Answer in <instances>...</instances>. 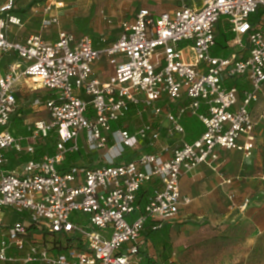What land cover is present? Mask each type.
I'll return each instance as SVG.
<instances>
[{"label":"built area","instance_id":"2783aa9c","mask_svg":"<svg viewBox=\"0 0 264 264\" xmlns=\"http://www.w3.org/2000/svg\"><path fill=\"white\" fill-rule=\"evenodd\" d=\"M166 1L176 7L159 15L140 9L133 21L122 23L115 44L103 50L94 47L91 37L77 38L67 31H61L55 43L40 35L25 43L11 41L8 26L21 25L15 0L0 7V52H14L19 58L7 74H0V210L27 214L29 221L8 227L0 241L1 262L134 264L146 226L160 230L189 202L181 194L183 175L218 161L221 149L241 151L246 158L253 155L257 121L252 106L264 88V0ZM222 17L236 35L230 42L236 53L228 57L212 54ZM183 42L189 44L181 47ZM105 55L114 75L101 82L93 75V65ZM23 76L53 97L45 103L49 119L28 127L29 136L16 137L10 128L18 109L16 84ZM231 81L245 87L228 86ZM184 95L189 102L176 112L160 105L164 99L178 102ZM132 109L139 116L149 111L155 118L165 116L168 134H184L182 120L188 116L199 118L205 132L173 150L168 159L147 152L117 164L127 149L141 143L154 146L162 135L149 120L133 133L114 131L113 123L129 117ZM261 117L264 120V112ZM52 132L57 133L54 154L32 159L17 170L5 169L11 153L35 155L39 142ZM83 148L104 152L107 165L72 167L63 173L60 166L67 155ZM155 180L160 186L137 213L139 192ZM32 227L66 239L68 251L55 255L47 244L30 242L23 259L8 257L12 246L23 248Z\"/></svg>","mask_w":264,"mask_h":264},{"label":"crops","instance_id":"0c3cea01","mask_svg":"<svg viewBox=\"0 0 264 264\" xmlns=\"http://www.w3.org/2000/svg\"><path fill=\"white\" fill-rule=\"evenodd\" d=\"M166 1V0H164ZM7 0H0V5L6 4ZM170 3V9L176 7L173 2ZM62 5V3H60ZM40 6L31 1L27 6L24 3H16L15 15L21 19V25L10 24L7 29V36L11 41L18 43H25L29 37L33 35H40L44 41L48 43H55L58 41L59 33L67 31L73 33L77 38L86 36V28L77 26L76 23L69 21L70 17L64 10H52L48 14H43ZM149 9L148 7H140L130 19L123 20V22L133 21L137 12L140 9ZM150 10V9H149ZM167 10V11H168ZM151 11V10H150ZM159 15L161 13H154ZM60 15L62 18H60ZM47 20H54L52 25L48 28L43 27V23ZM108 24H112V19L108 16L104 17ZM55 28V31L51 29ZM229 32L232 38L227 42V50L229 53L222 55H214L218 57H228L236 53V49L230 46V42L236 35L230 29L228 18L222 17L216 27V36H218L219 29ZM89 36V35H87ZM91 37V36H89ZM120 37V36H119ZM118 37V39H119ZM92 38V37H91ZM117 39V40H118ZM94 47L97 50L110 48L115 44V41L103 43L95 41L93 38ZM217 47L216 46L214 48ZM213 48V49H214ZM245 56L248 54L244 50ZM19 61L18 55L14 52L2 53L0 52V74H7L10 66ZM25 66L22 64V70ZM93 75L101 82H108L114 75V67L110 63L108 56H102L100 60L93 65ZM230 83V82H229ZM240 88L245 87L242 82H236ZM38 89L49 92V96L38 97L32 100L30 107L20 103V96L25 93L35 92ZM263 95L258 103L252 106V114L257 121L255 128V146L253 155L249 158L245 157L243 152L238 150H219L218 161L212 165L203 163L195 170L189 172L181 178V194L184 199L189 200L179 208V213L175 220L167 222L163 228L158 231H152L151 225L148 224L143 232L140 241L141 253L135 258L134 264H154L160 262L163 264H221L220 262L229 260L242 261L244 259V250L250 247L259 240L263 235L264 226H262L261 219L264 218V120L262 113L264 112V88ZM16 97L18 102L17 113L14 118L22 120L23 128L33 126L37 121L35 111L46 109L45 103L53 97V92L43 89L38 83H35L29 77L23 76L16 84ZM34 98V97H33ZM188 98L184 95L178 102H171L168 99L161 101L160 105L165 111L176 112L181 105L188 104ZM30 108V109H29ZM30 111L29 114L26 111ZM47 111V109H46ZM205 111V108H202ZM133 113L130 112L126 119L120 123H113L112 127L115 130L128 129L131 133L135 132L145 122L154 121L155 127L160 131L161 138L154 146L148 143H141L135 150L127 149L123 156L116 159L117 164L133 160L143 153H154L161 155L163 158L168 159L171 157V152L175 149L182 148L184 143H192L200 138L204 132L205 127L199 118L185 117L182 124L185 128V133L168 134L167 129L169 122L166 117L155 118L153 111L146 112L143 116H139L136 112L134 115L137 119H133ZM27 114V115H26ZM48 118L49 114L47 112ZM13 118V119H14ZM199 131H201L199 133ZM29 134L18 135L16 137H27ZM41 142V141H40ZM169 148V152L165 153L163 149ZM39 147L37 146V151ZM36 151V154H37ZM55 152V151H54ZM102 152V151H100ZM49 153V152H48ZM35 155H23L36 159ZM46 154V153H45ZM50 154V153H49ZM15 153L10 154V161ZM70 155V154H68ZM67 155V156H68ZM107 162L103 154H99L94 164L97 165ZM65 163V161L63 162ZM86 164V162L84 161ZM11 164V163H10ZM9 164V165H10ZM16 167L5 168L13 171L20 168L24 163L15 162ZM15 166V165H14ZM86 164V167H91ZM98 166V165H97ZM159 182L157 180L147 184L142 190L148 191V196L143 199L138 195L137 213L144 210L149 196L157 188ZM14 215L10 213L9 209L0 210V241L7 235L8 227L15 223L23 222L29 225L28 218L25 221H15ZM83 225L86 221L77 220ZM44 233L39 232L35 227L31 228V236L26 241L23 248L12 246L7 252L9 257L20 261L23 259L29 249L30 242H34L37 236H42ZM45 238L51 239L50 236L44 235ZM48 244L45 242L52 253L57 255L65 253L66 244L62 243V251H57L59 247L52 245V240ZM75 245V244H73ZM237 247L234 250L231 247ZM79 247H83L81 244ZM239 248V249H238ZM0 264H18L13 262H1Z\"/></svg>","mask_w":264,"mask_h":264},{"label":"rangeland","instance_id":"374dc122","mask_svg":"<svg viewBox=\"0 0 264 264\" xmlns=\"http://www.w3.org/2000/svg\"><path fill=\"white\" fill-rule=\"evenodd\" d=\"M31 1L35 2L40 6V10L43 14H48L46 18H49V13H51L52 10L58 9L64 10L67 12L70 17L69 21L76 23L77 26L86 28L85 34L91 36L95 41H98L100 43H103L105 40L107 43L113 42L118 39V37L121 35V27L120 24L123 20L130 19L133 14L140 8V7H148L151 11L154 13H162L164 11H167L170 9V3H167L164 0H15V5L17 3H24L25 6H27ZM6 3V2H5ZM62 3V5H60ZM5 5V4H3ZM2 4L0 7L3 6ZM108 16L112 19V24H108L104 17ZM60 18L61 15H60ZM52 31H55L56 29H51ZM188 42H183L180 44L181 47H184L188 45ZM225 46L224 41H218V48L221 50L219 54H216V48L212 50L213 55H222V47ZM227 55V54H226ZM234 86L236 85V82L231 81ZM229 83V82H228ZM49 92L45 90L38 89L37 91H33L25 93L24 96H20L21 104L22 106L27 104V107H30V103L32 100H34L35 96L38 97H44L49 96ZM263 95V94H262ZM34 97V98H33ZM261 99V98H260ZM264 101V100H263ZM42 106H39V110L35 111V116L39 119H45L48 120V115L46 109H42ZM30 109V108H29ZM135 113H133V119H137L134 116L136 114V110L133 109ZM29 110L26 111L27 114H29ZM31 113V112H30ZM26 114V115H27ZM36 118V119H38ZM13 132L16 135H24L19 130H17L14 125L12 124ZM56 138L57 133L52 132L51 137L48 139L47 144L51 145L55 149L56 144ZM85 144L84 134L81 135L80 138V145L83 146ZM111 145V144H110ZM43 146V141L39 142L38 147L41 148ZM53 149V150H54ZM85 152V162L89 166L91 164H94L99 154H104V152L96 151V152H90L88 149L84 150ZM16 167V164H14ZM98 166H104L107 165V162L103 164V162L97 164ZM97 165H94L97 167ZM93 167V166H91ZM10 213L14 215L15 221H25L27 219V214H21L18 212H15L11 209H9ZM134 217V214L130 216L129 220ZM262 228L264 226V218L261 219ZM34 242L45 243L48 242V244L52 240V245L56 246L57 244L61 243H67L66 239H56L51 238L47 239L45 238L44 234L40 237H34ZM237 247H231L232 250H234ZM239 249V248H238ZM57 251H62L61 247L56 249ZM12 255L8 253V257ZM221 264H264V232L263 235L257 240L255 244H253L250 249L244 250V259L242 261H234V260H227L220 262Z\"/></svg>","mask_w":264,"mask_h":264},{"label":"trees","instance_id":"16d2710c","mask_svg":"<svg viewBox=\"0 0 264 264\" xmlns=\"http://www.w3.org/2000/svg\"><path fill=\"white\" fill-rule=\"evenodd\" d=\"M218 36H216V43H217V48H216V51L215 53L216 54H219V52L221 51L219 48H218V41H224L225 42V46L222 47L223 51H222V54H227L229 53L228 50H227V42L232 38L233 35H231L229 32H226L224 31L222 28L219 29L218 31ZM228 86H232L234 85L232 82L228 83L227 84ZM12 124L14 125V127L19 130L21 133L25 134H29L28 133V128H23L22 126V120L18 119V118H14L13 121H12ZM12 124H11V128H10V131L15 135V136H18L16 135L14 132H13V127H12ZM201 131H199L200 133ZM51 137V135L49 136V138ZM48 138V139H49ZM48 139L46 140H43V146L41 148H39V150L37 151V154H36V159H40L42 158L45 153H50V154H54V151L55 149L52 147V144L51 145H48L47 142H48ZM56 145V144H55ZM56 147V146H55ZM54 149V150H53ZM84 148L82 150H80L79 152L77 153H74V154H70L66 157V159L64 160L65 163L62 164V166H60V170L63 172V173H66L68 172L69 169H71L72 167H86V164L84 163L85 161V152H84ZM33 158L31 157H28V156H23L21 154H15L13 155V158L12 160L10 161V165H9V168L10 169H13L14 167V164L15 162L18 160L19 162L21 163H27L29 162L30 160H32ZM148 191L147 190H142L141 193H140V196L145 199L147 196H148Z\"/></svg>","mask_w":264,"mask_h":264}]
</instances>
